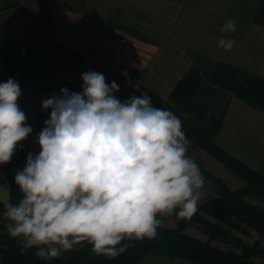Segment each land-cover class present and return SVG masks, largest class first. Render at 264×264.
Listing matches in <instances>:
<instances>
[{"label": "rangeland", "instance_id": "374dc122", "mask_svg": "<svg viewBox=\"0 0 264 264\" xmlns=\"http://www.w3.org/2000/svg\"><path fill=\"white\" fill-rule=\"evenodd\" d=\"M54 1L0 0V47L9 63L0 59V82L9 78L18 82L22 90L18 105L33 128L15 150L17 157L40 150L36 140L51 112L42 108V101L53 93L59 95L64 87L81 92V75L89 70L103 73L109 84L115 81L119 91L114 95L122 102L143 92L151 97V102L157 95L166 100L194 63H204L203 57L264 77V0H156L153 8L141 7L134 12L126 7L131 0H84L79 8L67 0L74 5L67 10L84 13L86 25H78L77 18L64 23L62 16H52L50 5ZM149 12L152 16L145 19L151 22L144 23L143 16ZM229 19L236 21V31L221 32ZM221 38L235 40L230 51L218 46ZM56 44L72 53L56 55ZM41 63L63 64L55 70L32 73L30 67ZM197 99L209 102L216 111L225 108L214 139L216 144L264 177V111L219 88L205 89L197 94ZM188 155L199 164L205 178L198 205L216 199L225 190L233 192L244 186L240 176L191 141ZM0 173L6 174L5 164L0 165ZM243 199L264 208L262 196L246 194ZM234 213L228 206L213 207L189 220L181 232L236 253L255 243L264 247V234ZM158 218L162 219V226L177 228L174 215L159 214ZM7 223L0 222V254L6 239L12 238ZM251 259L264 264V255ZM139 264L193 263L150 253Z\"/></svg>", "mask_w": 264, "mask_h": 264}, {"label": "clouds", "instance_id": "9594fccd", "mask_svg": "<svg viewBox=\"0 0 264 264\" xmlns=\"http://www.w3.org/2000/svg\"><path fill=\"white\" fill-rule=\"evenodd\" d=\"M220 31L235 32L236 21ZM234 44L221 38L218 46ZM81 79V92L64 87L42 101L50 117L36 140L39 153L29 152L16 170L18 201L0 185L7 231L22 255L36 248L37 258L51 260L87 242L96 256L115 259L128 250L125 239L157 236L158 213L191 220L198 210L205 178L188 155L180 118L154 107L146 92L122 102L114 95L119 85L103 73L89 70ZM21 96L13 78L0 82V165L33 132Z\"/></svg>", "mask_w": 264, "mask_h": 264}, {"label": "trees", "instance_id": "16d2710c", "mask_svg": "<svg viewBox=\"0 0 264 264\" xmlns=\"http://www.w3.org/2000/svg\"><path fill=\"white\" fill-rule=\"evenodd\" d=\"M257 15L260 19L261 16L258 13ZM53 52L56 55L61 52L72 53L67 47L57 44L54 45ZM203 58L204 63H194L177 81L166 100L157 95L152 105L177 115L182 121V130L191 143L218 158L240 176L245 184L233 192L225 190L216 199L198 205V210L191 219L198 217L200 212L209 211L213 207L228 206L236 211L234 214L237 218L255 227L260 234H264V208L250 204L243 199L246 194L264 197V177L216 144L214 139L225 108L216 111L211 104H208L209 102L205 103L206 101L197 99V94L203 93L205 89L219 88L230 92L246 104L264 111V77L240 70L226 62ZM0 59L8 63L1 47ZM62 64L54 66L51 63H41L33 65L30 70L32 73L45 72L55 70ZM39 151L36 150L33 153L38 154ZM26 158L27 155L17 157L14 154L11 161L5 164L9 194L13 203L21 197L14 176L17 169L24 168ZM0 210L4 211L2 204H0ZM174 218L177 228L162 226L157 229L158 234L152 240L145 238L139 241H128L127 239L122 241V243H129V248L115 259L96 256L91 251L92 245L85 242L82 247L65 252L59 258L43 260L34 255L36 248L28 249L22 255L20 252L22 245H19L16 239L9 238L6 239V247L1 251L0 264H139L150 253H160L171 260L186 259L193 264H258L251 258L264 255V247H258L257 243L244 246L240 253L215 248L207 242L182 233L181 229L189 220H177L175 215Z\"/></svg>", "mask_w": 264, "mask_h": 264}, {"label": "crops", "instance_id": "0c3cea01", "mask_svg": "<svg viewBox=\"0 0 264 264\" xmlns=\"http://www.w3.org/2000/svg\"><path fill=\"white\" fill-rule=\"evenodd\" d=\"M70 1H73L74 5L77 4L78 8H79V5H81V3L84 2V0H70ZM137 1H140L142 3H138ZM155 2H156V0H131V2L126 5V7H129L134 12L136 9H139L141 7H143V9L144 8L151 9V8H153L152 4L153 3L155 4ZM74 5H72V3L67 1V0H55L54 3L50 5V7L53 9L51 14H52V16H62L61 18L64 19L63 20L64 23H66L67 21H70V20H67L69 18H77L75 20H77L76 23H78V25H81V24L86 25L88 23V20H87L86 15L84 13L81 14L79 11L78 12H71V11L67 10L68 8H71ZM83 5L85 7V4H83ZM95 5H96L95 7L98 6L97 4H95ZM81 8H83V7H81ZM146 12H144V13H146ZM129 13H130L129 16H132L131 12H129ZM136 16H138V14H136ZM151 16H152V14H150V12L148 13V15L143 16V22L144 23L151 22V20L145 19L146 17H151ZM130 22L136 23V22H138V20L137 21L136 20H130ZM6 177H7L6 174L0 175V185H6L8 187V190H9L8 180ZM8 195L10 196L9 191H8ZM2 221H6V219H4L3 212L0 210V222H2Z\"/></svg>", "mask_w": 264, "mask_h": 264}]
</instances>
